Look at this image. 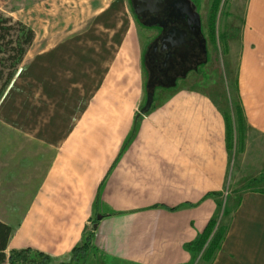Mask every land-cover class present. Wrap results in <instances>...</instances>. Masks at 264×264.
<instances>
[{"label":"crops","instance_id":"obj_1","mask_svg":"<svg viewBox=\"0 0 264 264\" xmlns=\"http://www.w3.org/2000/svg\"><path fill=\"white\" fill-rule=\"evenodd\" d=\"M241 28L239 149L233 120L200 87L157 88L142 113V57L124 30L32 55L0 101V145L22 135L40 147L28 150L38 163L20 221L0 215L13 228L8 250L63 258L98 219L92 241L107 264H264V0L246 1ZM250 134L260 148L245 145ZM224 207V238L207 263L187 245Z\"/></svg>","mask_w":264,"mask_h":264},{"label":"rangeland","instance_id":"obj_2","mask_svg":"<svg viewBox=\"0 0 264 264\" xmlns=\"http://www.w3.org/2000/svg\"><path fill=\"white\" fill-rule=\"evenodd\" d=\"M246 1L194 0L197 25L204 41V48L197 47L194 61L191 62L190 59L185 58L179 64H175V62L168 64L160 73L150 68L151 64L147 58L148 49L152 44V36L157 31L141 25L138 20H136L138 25L135 24L133 19L135 12L131 0H0V89L9 74L13 72L14 76L17 75L19 69L32 55L54 46L65 38L84 34L83 37L95 39V36H99L101 32L116 34L124 30L123 35L127 33V41L133 40L141 53L147 99L150 93L155 94L156 89L160 87L167 88L183 84L204 89L218 101L221 108L233 120L234 147L239 149L242 142L238 124L235 72ZM22 26L32 29L35 38L32 44L27 47L22 63L14 67L12 45L9 44L20 34ZM106 26H108L107 29ZM167 78L174 79L169 82L166 80ZM164 82L166 83L163 84ZM10 83L3 90L0 101L11 88ZM251 135L250 138L243 140L245 145L253 146L254 150V147L260 148L262 140L260 138L253 139ZM11 137L13 136H9V140L5 137L8 143L11 142ZM6 140L3 141L6 143ZM39 148L27 138H23L22 135L21 138L14 140L12 146L11 144L0 145V169L2 168L0 171V215L7 216L2 219L3 221L13 225L17 224L20 221L19 217L28 205L26 196L36 176V169L31 168H35L38 163L32 161L28 150H40ZM44 149L46 150L45 147ZM47 155L38 160L43 162L47 159ZM238 155L239 153L236 152V159ZM28 158L31 161H27ZM259 180L261 181V179L256 181ZM256 181L249 182L247 187H258L260 181L258 183ZM224 208V212L215 226L218 231L221 228L224 230L227 224L226 212L229 211V208ZM90 228L88 232H91ZM211 239L212 236L207 241L206 247ZM10 250H7L8 254ZM201 256L202 253H198L195 257ZM34 258L38 257L33 253L28 254V258L20 260L19 264H32L31 261ZM7 264H11L10 260ZM48 264L107 263L102 260L95 247L91 246L86 254L74 255L71 253L63 258H52Z\"/></svg>","mask_w":264,"mask_h":264},{"label":"flooded vegetation","instance_id":"obj_3","mask_svg":"<svg viewBox=\"0 0 264 264\" xmlns=\"http://www.w3.org/2000/svg\"><path fill=\"white\" fill-rule=\"evenodd\" d=\"M131 1L135 24L138 20L141 25L157 31L152 36V44L147 52L153 71L162 73L168 64H179L185 58L194 61L197 47L204 48L194 0ZM173 79L166 80L171 82Z\"/></svg>","mask_w":264,"mask_h":264},{"label":"trees","instance_id":"obj_4","mask_svg":"<svg viewBox=\"0 0 264 264\" xmlns=\"http://www.w3.org/2000/svg\"><path fill=\"white\" fill-rule=\"evenodd\" d=\"M35 38V33L32 29L26 28L22 26V30L20 34L17 36L16 39L11 40L9 45L11 46V51H13V58H14V67L20 65L24 59V56L27 52V47L32 44ZM14 77V73L11 72L4 82L2 88L0 89V96L3 90L7 87L10 83L12 78ZM239 110V119L242 120V112L240 106H238ZM132 134V133H131ZM134 136L133 134L131 137ZM131 137L127 139L125 145L128 141H130ZM98 223V219L93 220V228L91 232L86 231L85 236L83 238V242L81 245L77 246L73 250L74 255H83L86 254L91 246H93V236H94V229L95 225ZM216 220H211L207 225L205 231L199 235V237L187 245V248L194 252L195 254L202 253V260L210 263L216 253V251L220 248L222 240L224 238V234L226 229L217 230L213 235L211 241L209 242L208 246L206 247V243L216 226ZM13 234V228L0 220V264H7L10 260L11 264H19L20 260L28 258V254H34L38 258H34L31 262L32 264H48L52 257L44 252L39 250H34L32 248H25V249H12L8 254V246L10 238Z\"/></svg>","mask_w":264,"mask_h":264},{"label":"water","instance_id":"obj_5","mask_svg":"<svg viewBox=\"0 0 264 264\" xmlns=\"http://www.w3.org/2000/svg\"><path fill=\"white\" fill-rule=\"evenodd\" d=\"M153 98H154V94H153V92H152V93H150L149 96H148V99H147L146 105H145V107L142 109V113H145V112H147V111L150 109L151 104H152V102H153Z\"/></svg>","mask_w":264,"mask_h":264}]
</instances>
